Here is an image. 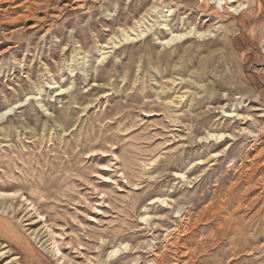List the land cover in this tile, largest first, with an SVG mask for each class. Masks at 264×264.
Here are the masks:
<instances>
[{"label":"rangeland","instance_id":"1","mask_svg":"<svg viewBox=\"0 0 264 264\" xmlns=\"http://www.w3.org/2000/svg\"><path fill=\"white\" fill-rule=\"evenodd\" d=\"M0 264H264V0H0Z\"/></svg>","mask_w":264,"mask_h":264},{"label":"bare ground","instance_id":"2","mask_svg":"<svg viewBox=\"0 0 264 264\" xmlns=\"http://www.w3.org/2000/svg\"><path fill=\"white\" fill-rule=\"evenodd\" d=\"M221 0H217V2H220ZM246 6H247V4H237V5H232L231 6V9H230V12L231 13H233V14H235V15H237V14H239V13H241L242 11H243V9H245L246 8ZM180 35H172L171 36V38L172 37H179ZM26 202H28V201H26Z\"/></svg>","mask_w":264,"mask_h":264}]
</instances>
